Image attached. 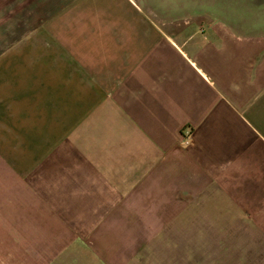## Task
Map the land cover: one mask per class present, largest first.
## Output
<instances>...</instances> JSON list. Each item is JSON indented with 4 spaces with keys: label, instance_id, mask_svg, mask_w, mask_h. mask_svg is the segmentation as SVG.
Returning <instances> with one entry per match:
<instances>
[{
    "label": "crops",
    "instance_id": "0c3cea01",
    "mask_svg": "<svg viewBox=\"0 0 264 264\" xmlns=\"http://www.w3.org/2000/svg\"><path fill=\"white\" fill-rule=\"evenodd\" d=\"M251 1L0 0V264H132L219 208L264 258Z\"/></svg>",
    "mask_w": 264,
    "mask_h": 264
},
{
    "label": "rangeland",
    "instance_id": "374dc122",
    "mask_svg": "<svg viewBox=\"0 0 264 264\" xmlns=\"http://www.w3.org/2000/svg\"><path fill=\"white\" fill-rule=\"evenodd\" d=\"M257 5L251 0H219L214 8L220 15L231 13L229 18L242 17L245 13L257 17L260 14ZM229 214V210L222 208L187 214L182 225L174 222L167 227L164 236L170 237L169 241H157L154 246L146 247L132 264H264L259 252L255 253L250 249V243L242 241L244 237L238 245L239 251L233 249L232 236L237 227L227 218ZM190 216L197 220L193 221ZM250 228V233L264 234L259 225ZM237 229L242 230V227Z\"/></svg>",
    "mask_w": 264,
    "mask_h": 264
},
{
    "label": "built area",
    "instance_id": "2783aa9c",
    "mask_svg": "<svg viewBox=\"0 0 264 264\" xmlns=\"http://www.w3.org/2000/svg\"><path fill=\"white\" fill-rule=\"evenodd\" d=\"M190 135L187 134V137H189Z\"/></svg>",
    "mask_w": 264,
    "mask_h": 264
}]
</instances>
